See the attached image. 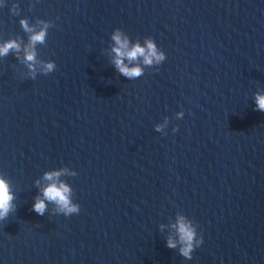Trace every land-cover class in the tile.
<instances>
[{"label": "water", "instance_id": "1", "mask_svg": "<svg viewBox=\"0 0 264 264\" xmlns=\"http://www.w3.org/2000/svg\"><path fill=\"white\" fill-rule=\"evenodd\" d=\"M22 19L49 25L32 71ZM118 28L166 60L124 58L143 69L125 78ZM10 40L0 178L17 211L0 222V264H264V0H0ZM54 171L79 214L31 211ZM181 216L203 239L190 260L166 246Z\"/></svg>", "mask_w": 264, "mask_h": 264}, {"label": "clouds", "instance_id": "2", "mask_svg": "<svg viewBox=\"0 0 264 264\" xmlns=\"http://www.w3.org/2000/svg\"><path fill=\"white\" fill-rule=\"evenodd\" d=\"M12 15H19V9L16 5L11 9ZM24 32L30 33L29 43L23 49L24 60L27 63L30 71L34 70V64L36 62L37 53L35 51V46L40 43H44L48 24H44L43 28L39 31L35 27H30L26 19L19 21ZM38 23H43L38 21ZM121 31L116 29L112 36L117 47L113 48L115 52V59L113 64L115 69L125 78L132 79L140 77L143 74V69L139 66L129 68L123 63V59L127 58L130 62L137 61L138 58H143V64L146 66H152L154 63L156 65H161L166 60V55L162 50H158L157 45L153 43L152 40H146V47H141L139 44L133 46L128 50L127 39L121 40ZM15 50L16 52L21 51V46L15 40H10L5 42L0 46V56H7L10 51ZM19 59V57H17ZM56 68L55 62H49L43 65L44 72L50 73ZM156 71L159 70L157 67ZM32 79H35L33 76ZM255 98V109L256 111L264 112V94L257 92L254 94ZM178 115H183L180 113ZM157 132L161 130V126H157L155 129ZM179 131V128L173 129V133ZM61 175V172H51L46 173L44 179L47 181H53L49 183L42 190V197H35V202L32 205L31 211L35 212L39 216H44L47 211V204L54 203L57 205L58 212L64 217H69L74 214H79L80 205L73 204L70 199V188L63 182H55L56 179ZM39 183V182H37ZM16 199L13 192L10 189L9 183L4 179L0 178V222L6 221L10 213H16L17 206L14 205L13 201ZM177 232V239L169 237L166 246L169 249H176L179 244V255L188 260L192 259L191 253L194 249L198 248L202 243V237L197 238L196 229H194L189 221H186L184 217H178L177 224L175 225Z\"/></svg>", "mask_w": 264, "mask_h": 264}]
</instances>
